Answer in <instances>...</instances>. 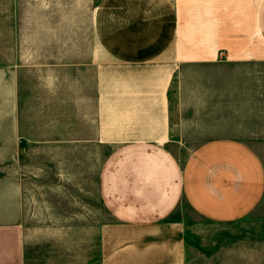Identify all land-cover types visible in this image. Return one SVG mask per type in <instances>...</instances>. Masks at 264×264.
I'll return each instance as SVG.
<instances>
[{
	"label": "crops",
	"instance_id": "crops-1",
	"mask_svg": "<svg viewBox=\"0 0 264 264\" xmlns=\"http://www.w3.org/2000/svg\"><path fill=\"white\" fill-rule=\"evenodd\" d=\"M10 6L0 157L21 140L89 157L97 263L264 264V0L46 5L38 33ZM24 193L0 176V264L32 262ZM243 220L246 244L192 243L195 221Z\"/></svg>",
	"mask_w": 264,
	"mask_h": 264
},
{
	"label": "rangeland",
	"instance_id": "rangeland-1",
	"mask_svg": "<svg viewBox=\"0 0 264 264\" xmlns=\"http://www.w3.org/2000/svg\"><path fill=\"white\" fill-rule=\"evenodd\" d=\"M98 2L91 0L92 6ZM78 3L86 4L88 0H0V18L11 11L10 5H15L19 29L24 10L28 13L25 7L32 5L31 29L38 33L40 6L60 5L67 10ZM18 147L17 156L0 157V176L17 179L25 189V220L21 227L32 229L31 264H98L99 241L89 234L88 227L94 221L93 212L101 210V204L94 187L97 172L90 170L89 157L59 153L54 147L45 154V146L40 154L39 145L24 140ZM192 226L202 229L199 235H192V243L201 244L205 253L213 256L234 243L246 244L254 222L195 221ZM40 229L48 234L39 235Z\"/></svg>",
	"mask_w": 264,
	"mask_h": 264
}]
</instances>
